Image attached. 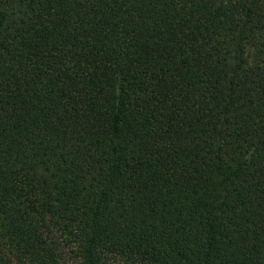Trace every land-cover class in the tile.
Masks as SVG:
<instances>
[{"label": "trees", "instance_id": "obj_1", "mask_svg": "<svg viewBox=\"0 0 264 264\" xmlns=\"http://www.w3.org/2000/svg\"><path fill=\"white\" fill-rule=\"evenodd\" d=\"M107 254L264 264V0H0V264Z\"/></svg>", "mask_w": 264, "mask_h": 264}, {"label": "rangeland", "instance_id": "obj_2", "mask_svg": "<svg viewBox=\"0 0 264 264\" xmlns=\"http://www.w3.org/2000/svg\"><path fill=\"white\" fill-rule=\"evenodd\" d=\"M64 250L66 253L67 262L74 263L75 260L72 259V254L70 253V246L65 245ZM103 264H140L138 261H133L130 257H120L114 254H107L103 260Z\"/></svg>", "mask_w": 264, "mask_h": 264}]
</instances>
